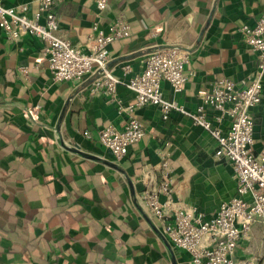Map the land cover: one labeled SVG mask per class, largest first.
Returning a JSON list of instances; mask_svg holds the SVG:
<instances>
[{"label":"crops","instance_id":"obj_1","mask_svg":"<svg viewBox=\"0 0 264 264\" xmlns=\"http://www.w3.org/2000/svg\"><path fill=\"white\" fill-rule=\"evenodd\" d=\"M34 2L0 0L6 7ZM54 11L59 33L79 45L94 23L105 30L113 17L125 18L130 35L108 45L107 66L119 76L123 63L140 71L152 50L187 51L185 70L193 75L179 93L165 81L161 89L188 111L200 103L198 90L221 78L243 87L257 67L239 28L264 14V0H108L100 13L95 0H60ZM90 80H53L41 40L12 41L0 30V264H193L139 198L166 160L173 199L209 219L236 193L229 161L215 156L216 139L185 114L163 119L152 104L119 112L133 105L134 93L119 84V102L112 101L91 94ZM249 112L253 150L264 155V81ZM128 118L145 132L117 162L96 132L107 124L121 128ZM227 126L226 119L219 123L223 131ZM234 257L264 264L261 223L237 243Z\"/></svg>","mask_w":264,"mask_h":264},{"label":"built area","instance_id":"obj_2","mask_svg":"<svg viewBox=\"0 0 264 264\" xmlns=\"http://www.w3.org/2000/svg\"><path fill=\"white\" fill-rule=\"evenodd\" d=\"M59 1L35 0L32 6L22 3L17 7L0 4V30L12 41L24 35L41 40L48 71L55 81L80 80L89 75L90 93L106 95L116 102H119L117 86L124 84L134 93L135 102L120 107L119 112L152 104L158 106L163 119L171 112H180L194 125L208 131L217 142L215 156L227 159L232 167L235 195L222 202L213 217L205 219L195 207L178 204L173 199L170 167L163 160L158 179L143 191L140 205L156 218L169 242L190 255L193 264H258L255 258H235L234 250L254 223L264 226V155L253 150L254 129L249 112L260 101L264 81V14L253 24L244 23L239 28L243 42L258 61L245 86H237L227 78L215 80L208 88L197 91L200 103L195 111H188L175 100L164 98L161 89V82L165 81L174 94L179 93L193 75L192 70H185L189 59L187 51L177 46L152 50L140 71L132 72L131 65L123 63L122 75H116L107 66L108 45L130 35L128 21L122 16L113 17L105 30L94 23V32L84 44H73L59 33L58 16L54 11ZM107 5L108 0H95L98 13ZM128 73L131 74L127 76ZM208 109L213 111L212 118L208 116ZM225 119L228 126L223 131L219 123ZM144 132L139 120L128 118L121 128L113 124L99 128L96 139L118 162L126 156L130 146L142 139ZM83 135L92 136L88 130ZM160 195H164L163 201Z\"/></svg>","mask_w":264,"mask_h":264}]
</instances>
